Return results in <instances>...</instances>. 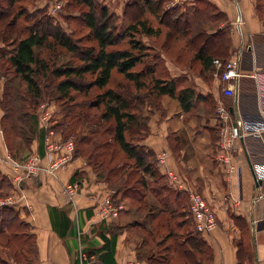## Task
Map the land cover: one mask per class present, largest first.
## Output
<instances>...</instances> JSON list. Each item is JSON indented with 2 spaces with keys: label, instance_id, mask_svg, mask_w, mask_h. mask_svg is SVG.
Instances as JSON below:
<instances>
[{
  "label": "crops",
  "instance_id": "obj_1",
  "mask_svg": "<svg viewBox=\"0 0 264 264\" xmlns=\"http://www.w3.org/2000/svg\"><path fill=\"white\" fill-rule=\"evenodd\" d=\"M195 1L198 0H171L168 7ZM206 1L226 13L230 22L239 12L243 21L241 33L232 35L234 52L242 48L241 93L237 98L225 95L223 84L221 89L213 88L209 97L210 105L223 103L231 121L241 122L243 137L236 141L231 158L234 170L227 174L211 155L212 137L208 126L201 125L205 118L186 116L188 112L181 110L175 98L162 95L157 106L147 107L148 132L138 141L154 152L155 167L167 186L147 188L144 200L147 206L139 207L141 204L134 200L136 204L128 207L124 202L130 200L128 196L115 195L82 156L67 150L68 141L61 130L51 129L50 124L48 128L40 123L33 125L34 133L27 148L39 160L34 176L20 187L13 163L24 159L17 162L10 155L2 131L0 105V174L9 183L8 189H0V200L3 207L16 212L33 235L37 250L34 264H82L92 258L105 264L128 261L148 264L145 258L148 252L157 259L152 264H169L176 257L180 259L172 246L174 240L167 236L154 239V232L169 222H179L178 225L186 222L182 215L188 203L185 198L188 190L201 192L213 206L218 220L213 231L201 234L212 252L211 261L206 264H239L237 242L241 231L228 209L249 230L252 264H264V24L255 8L257 0ZM44 3L34 0L33 7L40 8ZM3 45L0 41V47ZM7 81L8 74L0 71V104ZM53 108L51 102L46 109L53 111ZM216 120L210 115L206 121L215 126ZM231 121L226 119L223 126ZM216 135L215 131V138ZM63 153H67L66 164L50 172V160ZM255 174L262 179L261 184L256 183ZM70 182L80 185L72 197L65 190ZM226 195L230 197L227 200ZM150 243L161 252L159 257L152 252ZM4 250L0 247V255L9 264H16Z\"/></svg>",
  "mask_w": 264,
  "mask_h": 264
},
{
  "label": "trees",
  "instance_id": "obj_2",
  "mask_svg": "<svg viewBox=\"0 0 264 264\" xmlns=\"http://www.w3.org/2000/svg\"><path fill=\"white\" fill-rule=\"evenodd\" d=\"M22 1L0 0V41L8 47L10 51L8 53H12L6 59L1 58V67L2 65H5V67L1 68L0 71L8 74L3 97H7L10 93L8 91L9 83L16 77L23 81L26 90L32 92L36 99H39L42 92L33 75L37 74L45 78L58 79V82L54 85L56 100L61 101L63 104L67 103L69 105L70 103L73 105L75 111L72 116V122L75 127H84L91 130L89 133L97 134L99 127L103 123H109L104 128L106 133H111L108 141L103 140L102 142L86 136L78 138V143H83L87 147L88 159L92 157L93 152L97 158L105 155V150L101 148L111 145L110 142H115L127 159L133 160L134 170L141 174L140 178L135 180V183H138L142 190L137 187H132L131 189L127 187L129 177L126 176L125 172L119 171V169L114 167L109 168L106 175L97 174V176L103 179L108 186L116 185L115 195H126L132 202L135 200L138 204H141L139 207L142 205L147 206L144 200L145 191L148 188V177L151 178L153 183L157 184L162 179V176L155 167L154 152L138 143L148 132V118L146 112L143 114V109L146 106V95L152 94L158 100L162 95L175 98L181 110L185 113L193 108L194 101L198 100L200 95L192 87L178 88L177 78L155 77L152 68L147 67L144 70L133 71L132 69L138 63H141L145 57L144 51L149 49V46L136 40L134 36L139 33L149 37L155 36L160 32L159 28H153L148 24L147 19L143 15V8L157 18L161 25L166 28L180 30L183 34L189 32L192 24L195 26L193 20H197L196 16H189V12L171 16L178 7L164 8L166 1L170 0H130L125 4L124 15L131 9H133L132 11L135 9V13L131 12V17H133L129 19L130 24L127 26L123 37H117L111 29V17L103 6H98L96 0H79L87 7V10L82 13L83 21L88 27L92 38L96 41V46L80 50L78 43L64 31L54 27L49 17H41L34 20L31 25L19 26L22 15L26 13L23 9H28V6L21 4ZM97 8H100V17L96 15ZM31 16L33 17L34 14ZM194 30V33L190 36L193 59L200 62L203 70H209L214 67V59L226 61L230 46L226 29L218 28L213 32H207L204 29ZM125 37L128 38L129 49H108ZM42 47L48 51L44 57L36 52L37 48ZM56 49L75 55L80 54L81 65L61 67L54 65L52 58L55 54H59V51L55 52ZM0 56L3 57L2 54ZM114 69L118 73L123 74L125 80L131 83L133 87L131 89L132 95H125L117 89L107 87L103 92L97 93L91 100H87V95L93 87L101 90L107 86L111 72ZM86 74H90L92 79L85 83L83 80ZM146 76L150 77L151 90L141 94L139 90L145 87ZM44 86L46 87V85ZM74 93L80 95L82 100L77 101ZM158 103L159 101L154 105L157 106ZM101 106H103V109L99 114L91 112L93 109L98 110ZM4 107L2 131L9 148L7 143L9 133L18 134L15 132L14 127L8 126L6 121L8 111L6 105ZM70 111L69 113L60 112L63 121L61 119L60 121L56 120L54 124L52 123V127L61 130L62 137L65 140L67 139L65 119H67ZM22 115L26 117L27 112L22 111ZM31 132L33 134L34 130L32 129ZM27 138L30 141L31 137L27 135ZM133 138L137 139L132 141ZM74 155L84 158L85 153L76 150ZM104 163V161L100 162V164ZM87 164L91 166L90 162ZM0 176V189H8L9 183L7 179L1 174ZM157 185L159 186H156V188L167 187L164 183ZM190 224L192 225V223ZM243 225L245 226L244 223ZM17 226L26 228V231H17ZM192 228L199 236L193 234L197 238H192L191 236H184L181 240L175 238L173 242L174 251L176 255L185 259L189 264H203L201 260H196L197 253H202L201 251H204L205 248L209 250V247L193 225ZM0 247L9 251L10 259L16 264H34L37 259L33 235L29 233L27 224L20 220L16 212L10 207L0 209ZM200 248L201 250H198ZM244 253L242 242H237V260L239 264L244 262ZM208 257L209 262L212 258L210 250ZM145 258L148 264H152L155 261L150 252L145 255ZM0 264L9 263L0 255Z\"/></svg>",
  "mask_w": 264,
  "mask_h": 264
},
{
  "label": "rangeland",
  "instance_id": "obj_3",
  "mask_svg": "<svg viewBox=\"0 0 264 264\" xmlns=\"http://www.w3.org/2000/svg\"><path fill=\"white\" fill-rule=\"evenodd\" d=\"M44 1L45 3L42 7L34 8V0H23L21 4L23 6H28V9H23L24 11H26V13L22 15V18L19 21V26L22 27L31 25L34 20H37L41 17H49L54 27H58L67 35L71 36V38L78 43L80 50L89 48L90 46H96V41L92 38L91 34L89 33L88 27L83 21L82 13L84 10H87V7L85 5H83L79 0H57V2L61 3V8L57 13L55 12L54 14H52L49 13V6L51 4H54L56 0ZM128 1L130 0H96L97 5L103 6L107 10V13H109L112 22L111 29L117 37H123V34L126 32L125 30L127 26L130 24L129 19L133 17H131V12L135 13V9L134 11H132L133 9H131L127 12L126 15H124L125 4ZM170 1H166V3L164 4V8H169L168 6L170 5ZM30 6L33 8L30 9ZM175 6H177L178 8L176 7L177 9L174 10L175 12L172 13L171 16H174L178 13L189 12V16L193 17L195 15L197 18V20H193L195 22V26L194 24H192L189 32L183 34L180 30L166 28L164 25H161L157 18L152 16L145 8H143V15L144 18L147 19L148 24L153 28H159L160 32L155 36L149 37L139 33L135 34L134 38L149 46V49L144 51L146 55L143 58L142 62L138 63L132 70L140 71L144 70V68L149 67L152 68L155 77L169 78L174 76L173 78L178 79V88L192 87L195 92L200 95V98L194 101L193 108L187 113L186 116L197 115L205 118L204 122L201 125L205 124L206 126H208L207 128L209 129L210 135L212 137V152L210 153L215 158L218 149L217 144L220 139V129L223 126L222 122L224 121V118L221 117L218 111L219 104L216 106L210 105L209 97L211 94L210 92L214 89H221V85H223V83L221 82L219 78V73L217 72L215 67H212L209 70H203L200 62L193 59V49L190 43V36L194 33V29H204L207 32H213L218 28L226 29L230 44L229 55L226 58V61H222L221 59H219L223 63H226L234 55L235 44L232 42V35L236 34L234 28V20L230 22L226 13H224L215 5L206 0L195 1L186 6ZM255 8L257 14L259 15L260 19L263 21L264 24V0H257ZM32 14H34L33 17L31 16ZM96 15L97 17H100V8L96 9ZM183 22L184 21L182 19V23ZM197 45L199 46V44ZM129 48L130 46L128 43V38L125 37L118 41L116 45L111 46L108 49ZM58 51L59 54H55L52 58V62L54 65L58 67L67 65H81V61L79 59L80 54H71L69 52H64L61 49H56L55 52ZM8 52L10 51L8 48H6L5 45L0 47V54L3 55V57L0 56V59L8 58ZM36 52L43 57L46 56L48 53L47 49L44 47L37 48ZM4 67L5 65H2L1 68ZM33 78L38 83V86L40 87V90L42 92V95H40L39 99H36L33 96L32 92H28L23 81L19 80L18 77H16L15 79H12L9 83L10 85L8 91L11 93V95L9 93L7 97H3V99L1 100L0 105L2 106L3 114L5 112L4 106L6 105L7 107V124L11 128L14 127L15 132L18 134L16 135L14 132H11L9 133V137L7 139V143L9 146L8 149L11 157L15 159V161L20 162L25 159V157L29 154L27 148L29 142L27 135H32L31 130L33 129L34 123H40V114H44L46 112L50 114L49 124L51 125V129H53L54 127H52V123L54 124L56 120L60 121L61 119L63 121L62 114L60 112L63 111L64 113H69V110H71L70 114L67 116V119H65V124H67V129L65 128V134L67 137L66 141H68L67 143L72 144L70 149L71 154H74L76 150L83 151V153H85L84 159L87 161V163H91L90 167L92 169L94 168L97 174L106 175L108 169L114 167L119 169V171L125 172V174H127L126 176L129 177L127 187H130V189L132 187L140 188V185L138 183H135V180L140 178L141 174L134 170L133 160L127 159L125 154L119 149L115 142H110L111 145L106 146L105 148H101L102 150H105V155L101 156L100 158H97L96 156H94L93 152L92 157L90 159H88L89 153L86 151V145H84L83 143H78V138L81 136L91 137L92 139H98L102 142L103 140L108 141L111 137V133H106L104 131V128L105 126L109 125V123H103L99 127L97 134L89 133V131L91 130L84 127H75L74 123L72 122V116L75 111L73 105L70 103L69 105L67 103L63 104L61 101L56 100V91L54 89V85L58 82V79L45 78L37 74L33 75ZM91 79L92 76L90 74H86L84 76L83 82L86 83ZM145 80V87L139 90L141 94H143L144 92H150L151 90L150 77L146 76ZM44 85H46V87ZM107 87L117 89L125 95H132L131 89H133V87L131 86V83L125 80L123 74L118 73L114 69L111 72V77L107 86L101 90H98L96 87H93L89 91L86 99L91 100L95 97L97 93L103 92ZM199 92H204V94H200ZM74 94L77 101L82 100L80 95H77L76 93ZM51 102H53L54 108L53 111H48L46 108L47 105ZM156 102H158V99L155 96H153L152 94L146 95V106L143 109V114H145V112L147 111L148 106L152 107L153 105L154 107V104ZM102 109L103 106H101L98 110L93 109L91 112H97V114H99ZM22 111L27 112L26 117H23ZM210 115L214 116L215 118H218V121L216 120L217 124H215V126H210L209 122L206 121ZM198 125L200 126L199 123ZM63 127H65V125H63ZM200 129L202 130V127H200ZM215 131L217 134L216 138ZM127 138L129 139L128 135ZM136 139L137 138H133L132 141H135ZM180 139L184 140L181 137ZM101 161H104L105 163L100 164ZM30 179L23 180L19 184V186L21 187L24 181L29 183ZM162 183H164V181L161 179L158 181L157 184ZM157 184L153 183L152 181H148L147 187L153 189L156 188V186H159ZM108 187L111 191H115L116 189V185ZM140 190L142 189L140 188ZM129 197H131V195H129ZM226 197L227 195L224 196V199ZM185 198L188 202L189 190L187 192V197L185 196ZM124 202L128 207H130L132 204H136L131 200H126ZM187 210L188 203L182 215V217H184L186 221L181 222V224L183 225H178L179 222H169L168 225L159 228L157 232H154V239H156L157 237L160 238L166 236L171 237L172 240H174L175 238L181 240L184 236H191L192 238H197L196 236L198 234L193 231L192 225L190 224L191 219L188 217ZM228 214L233 219L234 223H236L238 230L241 231V238L238 240V242H242L243 251H245V264H252V258L249 252V230H247L243 225L242 219L234 215L232 212H229V209ZM140 230L141 229H139V231ZM17 231L23 232L26 231V228L22 226H17ZM193 234H195L196 236H194ZM150 246L152 252H154L156 257L158 256V254H161V252H159L157 248L153 247L152 243H150ZM198 250H201V248ZM209 250L205 248L204 251H201L202 253L198 252L196 260H201L203 264H206L209 258ZM4 251L8 256H10L8 250ZM169 264L189 263H187L185 259H178V257H176L172 259V261H169Z\"/></svg>",
  "mask_w": 264,
  "mask_h": 264
},
{
  "label": "built area",
  "instance_id": "obj_4",
  "mask_svg": "<svg viewBox=\"0 0 264 264\" xmlns=\"http://www.w3.org/2000/svg\"><path fill=\"white\" fill-rule=\"evenodd\" d=\"M61 8V3L56 2L49 6V13L54 14L57 13ZM242 16L239 14L234 19V28L235 31L241 33V26H242ZM241 63H242V48L237 49L234 52L232 58L223 63L219 59L213 60V65L217 72L219 73V78L221 82L224 84L222 91L225 95L235 96L236 98L241 93L242 84L240 79L242 77L241 74ZM218 111L221 117L224 118V121L230 120V112L229 110L223 105V103L218 105ZM40 123L42 127L48 128L49 126V113H44L39 115ZM241 122L235 123L231 121L230 124L222 126L220 129V139L218 141V149L216 152V161L220 165V167H224L226 169V173L230 174L231 171L234 170L233 164L231 163L232 152L235 148V143L238 139L243 137V133L241 130ZM67 150L71 151L72 144L68 143ZM39 157L36 154H29L22 162L20 163H13L14 170L18 171V175L15 176V180L17 183H21L25 179H30L34 176L37 162ZM68 160L67 153H63L58 155L50 160L49 163V170L50 172H55L62 168ZM161 159H159V162ZM174 180H177L175 175H170ZM255 181L257 184L262 183V179L258 178L257 175H254ZM80 185L77 182L68 183L65 186V190L72 197L73 194L79 190ZM230 197H226L225 199H229ZM107 205H110V200H105ZM4 202L0 200V208L3 207ZM113 210V211H112ZM111 212L115 213L114 209L111 208ZM188 217L191 219V223L194 229L199 232L200 234H207L213 231L218 226V220L216 217V213L214 211L213 206L208 203L202 193L198 192L197 190H190L189 191V201H188ZM82 264H105L101 259H88L84 260ZM125 264H138L136 261H128Z\"/></svg>",
  "mask_w": 264,
  "mask_h": 264
}]
</instances>
